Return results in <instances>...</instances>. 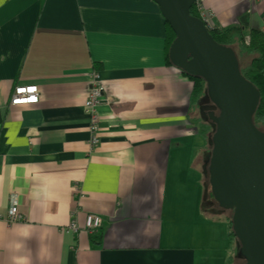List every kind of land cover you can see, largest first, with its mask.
Segmentation results:
<instances>
[{
	"label": "crops",
	"instance_id": "crops-1",
	"mask_svg": "<svg viewBox=\"0 0 264 264\" xmlns=\"http://www.w3.org/2000/svg\"><path fill=\"white\" fill-rule=\"evenodd\" d=\"M203 12L210 29L264 32V0H204ZM165 31L151 0H0V264H243L205 205L209 142ZM27 85L38 102L11 106ZM87 214L102 219L94 236Z\"/></svg>",
	"mask_w": 264,
	"mask_h": 264
},
{
	"label": "water",
	"instance_id": "water-1",
	"mask_svg": "<svg viewBox=\"0 0 264 264\" xmlns=\"http://www.w3.org/2000/svg\"><path fill=\"white\" fill-rule=\"evenodd\" d=\"M174 34L168 49L172 66L204 81L217 110L208 160L211 197L231 212V231L244 264H264V132L253 123L258 90L240 73L230 47L220 45L204 22L192 16L195 0H151Z\"/></svg>",
	"mask_w": 264,
	"mask_h": 264
},
{
	"label": "trees",
	"instance_id": "trees-1",
	"mask_svg": "<svg viewBox=\"0 0 264 264\" xmlns=\"http://www.w3.org/2000/svg\"><path fill=\"white\" fill-rule=\"evenodd\" d=\"M190 14L196 18H200L195 7L191 9ZM165 30L164 44L166 48V61L170 63L167 53L169 46L174 40V34L166 23ZM208 31L216 43L230 48H232L231 46H236V50L233 49V51L239 62L240 73L258 90L260 94L259 105L253 117V123L255 127L260 130L261 127L264 126V32L254 29L250 30L247 35L248 39H245L246 34H244V28L239 26L230 27L224 30L208 28ZM244 59H248L247 64L243 62ZM182 74L186 76V78L191 83L192 89L190 93V104H199V98L203 96V92L205 90L204 81L200 78L191 77L185 73ZM206 98L207 97L205 95V99ZM206 119L207 122L201 121V123L198 122V120H193V125L197 129V132L202 135L210 145L211 136L213 134L210 126L213 124L210 122L207 116ZM205 172H207V166L205 167ZM224 220L228 224V236H230L232 239H235L231 231V215L227 218L224 217ZM95 234L96 232L91 236H94ZM92 238H94V241H96L100 238V236Z\"/></svg>",
	"mask_w": 264,
	"mask_h": 264
},
{
	"label": "built area",
	"instance_id": "built-area-1",
	"mask_svg": "<svg viewBox=\"0 0 264 264\" xmlns=\"http://www.w3.org/2000/svg\"><path fill=\"white\" fill-rule=\"evenodd\" d=\"M203 4L204 0H195L194 7L199 14V19H201L205 26L206 20L203 12ZM208 28V27H207ZM90 86L88 88V96L85 102V110L89 115V129L92 134V144H97L99 139L97 138V130H98V116L96 112V108L102 102V97L104 94V87L102 82L100 81L99 74L95 71L90 74ZM38 102V91L35 85H27V86H17L14 89L13 95L10 99L9 104L11 106H22V105H33ZM10 203V209L8 212V221L15 222L17 221V204L16 200L12 198ZM102 225V219L95 214H87L84 219V227L83 229L88 234H94L97 232ZM70 230L74 232H78L79 227L75 221H71L69 224Z\"/></svg>",
	"mask_w": 264,
	"mask_h": 264
},
{
	"label": "rangeland",
	"instance_id": "rangeland-1",
	"mask_svg": "<svg viewBox=\"0 0 264 264\" xmlns=\"http://www.w3.org/2000/svg\"><path fill=\"white\" fill-rule=\"evenodd\" d=\"M248 33H249V31H246L244 29V34H246L245 39H248V37H247ZM231 47H232L231 49H235L236 50V46H231ZM247 61H248V59H244L243 62L247 64ZM191 89H192V87H191ZM205 93H206V87H205V90L203 92V96L199 98L200 99L199 100V104H195V103H191L190 104V96H189V99H188V101H189V103H188V107H189V109H188V117L192 118V122H193V120L194 121L198 120V122H200V123H201V121L202 122H207L206 115H205L207 111L208 112L209 111L210 112H214L216 115L218 113L217 110L215 109V107H213V105H211L209 103L208 98L205 99V95H206ZM210 127H211L212 132H214V125H212ZM260 130L262 132H264V126L261 127ZM205 148L209 149L208 152L207 151H205V152L210 153L211 145L208 144V146H206ZM204 180H205V205L207 207H211L212 209H214L215 210L214 213L219 216V219L223 220L224 217L227 218L228 216L231 215V212L230 211H225V210L219 208L218 205L213 200V198L210 197L211 193H210V186H209V183H208V173L205 172V171H204ZM17 218H18V215H17ZM242 263L244 264V261Z\"/></svg>",
	"mask_w": 264,
	"mask_h": 264
},
{
	"label": "flooded vegetation",
	"instance_id": "flooded-vegetation-1",
	"mask_svg": "<svg viewBox=\"0 0 264 264\" xmlns=\"http://www.w3.org/2000/svg\"><path fill=\"white\" fill-rule=\"evenodd\" d=\"M209 112H210V111H209ZM209 112H206V116H207V118H208V113H209Z\"/></svg>",
	"mask_w": 264,
	"mask_h": 264
},
{
	"label": "bare ground",
	"instance_id": "bare-ground-1",
	"mask_svg": "<svg viewBox=\"0 0 264 264\" xmlns=\"http://www.w3.org/2000/svg\"><path fill=\"white\" fill-rule=\"evenodd\" d=\"M193 7H194V4H193ZM193 7H192V8H193Z\"/></svg>",
	"mask_w": 264,
	"mask_h": 264
}]
</instances>
